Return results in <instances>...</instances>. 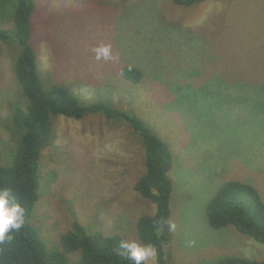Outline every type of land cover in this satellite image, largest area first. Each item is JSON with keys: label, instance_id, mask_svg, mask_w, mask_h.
<instances>
[{"label": "rangeland", "instance_id": "obj_1", "mask_svg": "<svg viewBox=\"0 0 264 264\" xmlns=\"http://www.w3.org/2000/svg\"><path fill=\"white\" fill-rule=\"evenodd\" d=\"M34 1L31 43L42 79L54 76L84 99L93 97L94 84L109 86L110 99L135 109L170 147V216L158 231L170 235L166 264L264 259V243L231 225L211 228L205 216L228 179L252 184L264 201V0ZM4 11L1 0L0 26L8 27ZM101 45L110 47V59L95 58ZM15 54L0 43V152L9 136L1 120L17 96ZM129 64L143 74L138 84L122 74ZM52 136L41 152L39 198L29 218L46 248H59L74 219L89 231L139 242L136 219L155 206L132 188L143 170L137 138L101 115L60 116Z\"/></svg>", "mask_w": 264, "mask_h": 264}, {"label": "trees", "instance_id": "obj_2", "mask_svg": "<svg viewBox=\"0 0 264 264\" xmlns=\"http://www.w3.org/2000/svg\"><path fill=\"white\" fill-rule=\"evenodd\" d=\"M2 1L5 15L8 10L10 12L6 20L11 18V24L0 26V43L15 47L12 76L19 100L11 96L9 113L1 120L9 136L0 152V188H7L25 208L26 223L0 243V264H132L118 247L121 239H127L124 235L89 231L74 219L69 229L59 236V248L50 251L38 230L29 224L39 198L41 152L53 140V123L60 116L82 119L88 115H101L111 122L124 124L137 138L143 155V170L132 188L142 199L153 203L155 210L152 214L138 216L134 229L141 244L155 248L156 263L166 264L164 245L169 242L170 235L158 231L170 216L172 183L168 173L173 161L170 147L135 109L112 101L109 86L94 84L88 91L93 97L84 99L81 90L71 89L54 76L50 75L45 82L31 43L35 1ZM171 1L178 6H191L205 0ZM99 3H95L97 7ZM121 71L131 84L142 80V72L134 65H124ZM47 179L50 182V178ZM205 216L211 228L231 225L239 233L264 243V201L250 183L235 179L223 182L207 201ZM213 264H264V259L226 255Z\"/></svg>", "mask_w": 264, "mask_h": 264}, {"label": "clouds", "instance_id": "obj_3", "mask_svg": "<svg viewBox=\"0 0 264 264\" xmlns=\"http://www.w3.org/2000/svg\"><path fill=\"white\" fill-rule=\"evenodd\" d=\"M94 52L97 60L111 57V50L107 45L96 47ZM25 223V208L7 188H0V243L9 239L12 232L22 229ZM169 227L174 229L175 225L170 224ZM118 247L132 264H155L156 251L150 244H141L134 239H121Z\"/></svg>", "mask_w": 264, "mask_h": 264}]
</instances>
